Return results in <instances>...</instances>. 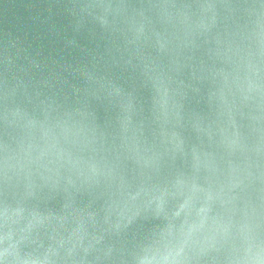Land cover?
I'll return each instance as SVG.
<instances>
[{"label":"clouds","instance_id":"1","mask_svg":"<svg viewBox=\"0 0 264 264\" xmlns=\"http://www.w3.org/2000/svg\"><path fill=\"white\" fill-rule=\"evenodd\" d=\"M0 264H264V0H0Z\"/></svg>","mask_w":264,"mask_h":264}]
</instances>
